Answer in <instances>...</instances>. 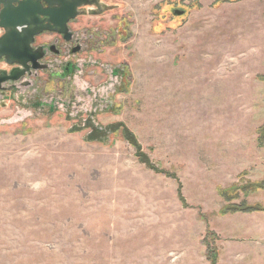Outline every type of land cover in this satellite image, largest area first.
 Instances as JSON below:
<instances>
[{
    "label": "rangeland",
    "instance_id": "374dc122",
    "mask_svg": "<svg viewBox=\"0 0 264 264\" xmlns=\"http://www.w3.org/2000/svg\"><path fill=\"white\" fill-rule=\"evenodd\" d=\"M99 1L0 90V264H217L209 220L264 159V75L190 24L224 3Z\"/></svg>",
    "mask_w": 264,
    "mask_h": 264
},
{
    "label": "crops",
    "instance_id": "0c3cea01",
    "mask_svg": "<svg viewBox=\"0 0 264 264\" xmlns=\"http://www.w3.org/2000/svg\"><path fill=\"white\" fill-rule=\"evenodd\" d=\"M198 16L201 23L205 21L200 36L208 37L206 23L213 17L215 51L219 58H225V44L231 48V51L225 49L226 54H231L227 59L234 60L236 52V59L248 61L254 75H264V0H240L224 3L213 11L209 8L194 11L190 24ZM200 39H191L189 43L197 44ZM246 183L236 196L219 198L221 208L205 229L217 253V264H264L261 254L264 252V159Z\"/></svg>",
    "mask_w": 264,
    "mask_h": 264
},
{
    "label": "water",
    "instance_id": "95a60500",
    "mask_svg": "<svg viewBox=\"0 0 264 264\" xmlns=\"http://www.w3.org/2000/svg\"><path fill=\"white\" fill-rule=\"evenodd\" d=\"M94 6L99 14L105 9L99 0H0V29L4 31L0 38V63L4 60L15 66L10 72L0 71V90L8 82L23 80L31 69L40 68L46 54L43 47L34 48L38 36L53 32L70 42V22L85 12L82 9ZM88 13L96 14L93 9ZM184 14V11L176 12L177 16ZM50 49L59 54L55 46ZM80 51L81 46H77L72 53Z\"/></svg>",
    "mask_w": 264,
    "mask_h": 264
},
{
    "label": "trees",
    "instance_id": "16d2710c",
    "mask_svg": "<svg viewBox=\"0 0 264 264\" xmlns=\"http://www.w3.org/2000/svg\"><path fill=\"white\" fill-rule=\"evenodd\" d=\"M197 1V0H196ZM240 0H214L215 4H221V3H236L239 2ZM226 213V211H225Z\"/></svg>",
    "mask_w": 264,
    "mask_h": 264
},
{
    "label": "flooded vegetation",
    "instance_id": "af4514ba",
    "mask_svg": "<svg viewBox=\"0 0 264 264\" xmlns=\"http://www.w3.org/2000/svg\"><path fill=\"white\" fill-rule=\"evenodd\" d=\"M61 36H62V35H61ZM40 47H43L44 49L46 48L45 45H39V46H37V39H36V43H35L34 48L37 49V48H40ZM50 48H51V47H50ZM50 50H51V49H50Z\"/></svg>",
    "mask_w": 264,
    "mask_h": 264
}]
</instances>
